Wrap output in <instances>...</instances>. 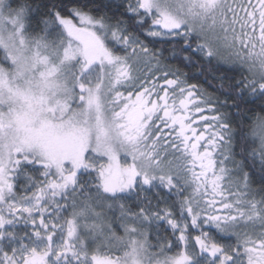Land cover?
I'll use <instances>...</instances> for the list:
<instances>
[{
	"label": "snow or ice",
	"instance_id": "snow-or-ice-1",
	"mask_svg": "<svg viewBox=\"0 0 264 264\" xmlns=\"http://www.w3.org/2000/svg\"><path fill=\"white\" fill-rule=\"evenodd\" d=\"M0 264H264V0H0Z\"/></svg>",
	"mask_w": 264,
	"mask_h": 264
}]
</instances>
